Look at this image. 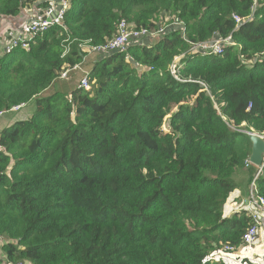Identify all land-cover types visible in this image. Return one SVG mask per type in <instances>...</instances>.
Listing matches in <instances>:
<instances>
[{"label":"trees","instance_id":"1","mask_svg":"<svg viewBox=\"0 0 264 264\" xmlns=\"http://www.w3.org/2000/svg\"><path fill=\"white\" fill-rule=\"evenodd\" d=\"M38 2L0 0V18ZM167 17L186 40L98 58L89 90L42 97L83 68L82 44ZM216 36L232 41L223 56L192 51ZM32 101L0 135V264H226L241 246L251 220L225 205L245 133H264V0H73L62 26L0 55V118Z\"/></svg>","mask_w":264,"mask_h":264},{"label":"built area","instance_id":"2","mask_svg":"<svg viewBox=\"0 0 264 264\" xmlns=\"http://www.w3.org/2000/svg\"><path fill=\"white\" fill-rule=\"evenodd\" d=\"M73 0H39L37 6H41V10L30 13V17L25 22H19L15 25L9 26L2 35V48L3 52L11 53L14 49L21 48L24 50L30 49V43L37 36H41L55 26L62 25L64 16L70 7ZM23 14V12H22ZM21 14V15H22ZM236 21L240 24L241 20L235 17ZM170 28L181 30L185 33L186 27L180 22H172L170 19ZM165 27L159 24L156 31L151 30H130L129 25L122 21L119 25V31L116 37L104 46H94L90 44H82L80 47L83 49L88 48L89 54L104 57L111 53L124 52L132 44H150L160 40V37L167 33ZM232 43L231 39H222L216 36L212 41L205 42L194 46L193 52L201 56H223L226 48ZM179 59L176 60L178 62ZM80 71L82 78L79 88L89 90L90 72L85 71L80 65L73 69ZM173 70L175 67L173 66ZM174 74V71H173ZM68 73H63L61 79H68ZM23 106L13 108L14 112L21 110ZM4 113V112H3ZM0 113V116L3 115ZM264 139V133H255ZM246 168H255L254 181L251 185V196L249 200L250 213L249 218L251 224L245 232L242 240V246H252L260 239L261 233L264 230V198L259 195L257 180L264 174V159L260 167H255L247 160ZM5 244L4 240H0V248ZM237 249V248H236ZM233 247L225 246L222 250L223 253L228 254L236 250Z\"/></svg>","mask_w":264,"mask_h":264},{"label":"crops","instance_id":"3","mask_svg":"<svg viewBox=\"0 0 264 264\" xmlns=\"http://www.w3.org/2000/svg\"><path fill=\"white\" fill-rule=\"evenodd\" d=\"M35 10L38 11L39 9L35 8ZM30 13L32 12H23L20 17L14 19L0 18V24H4L7 29L9 26L15 25L17 21L25 22L30 17ZM0 32H5V28L0 29ZM254 172L253 168H246L245 165L236 170L233 180L237 188L225 205L226 217H232L236 213L241 212L249 216L251 175ZM217 261H222L226 264H264V230L261 233L259 241L254 245H241L234 252L228 254L222 252L220 255H217Z\"/></svg>","mask_w":264,"mask_h":264},{"label":"rangeland","instance_id":"4","mask_svg":"<svg viewBox=\"0 0 264 264\" xmlns=\"http://www.w3.org/2000/svg\"><path fill=\"white\" fill-rule=\"evenodd\" d=\"M35 7L36 6H34L32 8H28V11L36 12ZM28 11L25 10L24 12H28ZM170 23H171L170 18L167 17V18H163L159 24L162 27H166L164 29H166V31H167L169 29V27L171 26ZM4 28L6 30L5 25L0 24V29H4ZM3 34H4V32L3 33L0 32V43H3V41H2V35ZM154 43H156V42H154ZM2 47H3L2 44H0V55L3 54V48ZM83 50L85 52V58L87 59L86 64L83 66V69L85 71L90 72V71H92L93 66L97 62L98 58H101V56L89 54L88 48L83 49ZM81 76H82V74L80 73V71H77V72L72 73L68 77V79H66V80L58 79L55 82V84H53V86L48 90V92L43 94L42 97L46 98V97L53 95L55 93H61L64 96L71 94L74 90L79 89L80 81L82 78ZM35 109H36V102L32 101L25 108H22L19 112L10 113V114H7L4 117H2L0 119V135L2 134V132L6 128L12 126L17 121L29 119L33 115V113L35 112ZM250 196H251V185H250ZM0 256H1V258H4V253L2 250H1Z\"/></svg>","mask_w":264,"mask_h":264},{"label":"water","instance_id":"5","mask_svg":"<svg viewBox=\"0 0 264 264\" xmlns=\"http://www.w3.org/2000/svg\"><path fill=\"white\" fill-rule=\"evenodd\" d=\"M252 144V152L250 155V162L255 167H260L264 159V139L254 132H246Z\"/></svg>","mask_w":264,"mask_h":264},{"label":"bare ground","instance_id":"6","mask_svg":"<svg viewBox=\"0 0 264 264\" xmlns=\"http://www.w3.org/2000/svg\"><path fill=\"white\" fill-rule=\"evenodd\" d=\"M65 17V16H64ZM62 25H63V23H62ZM62 25H59V26H62ZM166 28V27H165ZM131 30V29H130ZM175 31H181V30H178V29H175V28H170V29H168L167 30V33L166 34H169V33H172V32H175ZM181 33H182V36H183V38H184V40H186V38L187 37H185V35L183 34V32L181 31ZM165 34V35H166ZM165 35H163V36H165ZM162 37V36H161ZM160 37V38H161ZM137 44H139V43H137ZM132 45H135V44H132ZM131 45V46H132ZM129 49V48H128ZM128 51V50H127ZM127 51H124V52H127ZM117 53H123V52H117ZM112 54H114V53H111V54H108V55H106V56H104V57H101L100 59H102V58H105V57H107V56H110V55H112ZM86 58H85V60H84V63H83V65L82 66H84L85 64H86ZM173 71H174V74H173ZM171 72H172V75H176V71L175 70H173L172 68H171ZM253 181H254V178L252 179V181H251V185H252V183H253ZM257 183H258V180H257Z\"/></svg>","mask_w":264,"mask_h":264}]
</instances>
